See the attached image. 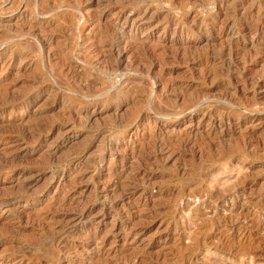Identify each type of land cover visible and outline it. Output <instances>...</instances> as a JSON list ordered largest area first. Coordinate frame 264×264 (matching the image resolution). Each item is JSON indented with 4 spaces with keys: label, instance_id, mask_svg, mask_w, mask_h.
I'll list each match as a JSON object with an SVG mask.
<instances>
[{
    "label": "rangeland",
    "instance_id": "374dc122",
    "mask_svg": "<svg viewBox=\"0 0 264 264\" xmlns=\"http://www.w3.org/2000/svg\"><path fill=\"white\" fill-rule=\"evenodd\" d=\"M0 264H264V0H0Z\"/></svg>",
    "mask_w": 264,
    "mask_h": 264
},
{
    "label": "bare ground",
    "instance_id": "6f19581e",
    "mask_svg": "<svg viewBox=\"0 0 264 264\" xmlns=\"http://www.w3.org/2000/svg\"><path fill=\"white\" fill-rule=\"evenodd\" d=\"M4 96V95H3ZM2 100V99H1ZM155 142V141H154ZM163 147V146H162ZM165 147V146H164ZM4 159V158H3ZM5 161V160H4ZM4 164V163H3ZM9 164V163H8ZM22 181V180H21ZM20 187V186H19ZM67 233V232H66Z\"/></svg>",
    "mask_w": 264,
    "mask_h": 264
}]
</instances>
